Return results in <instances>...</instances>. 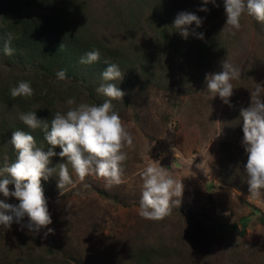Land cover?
I'll list each match as a JSON object with an SVG mask.
<instances>
[{"label": "rangeland", "instance_id": "obj_1", "mask_svg": "<svg viewBox=\"0 0 264 264\" xmlns=\"http://www.w3.org/2000/svg\"><path fill=\"white\" fill-rule=\"evenodd\" d=\"M28 1L0 0V166L5 157L11 163L9 155L15 150L10 139L21 122L18 108L30 99L11 97L10 88L18 82L31 83V98L40 96V100L29 109L48 113L49 126L57 112L64 114L75 106L67 104L69 98L74 97L76 104H102L96 100V90L93 94L78 80H59L23 62L15 52L4 55L11 34L6 25L19 13L28 15ZM78 1L86 2L100 20L99 25L91 24L98 25L95 39L104 48L128 42L135 51L150 52L151 59L144 63L147 74L140 73L135 62L133 71L123 76H131L126 88L124 79L118 84L122 91L126 89L129 103L123 106L118 101L113 107L134 138V147L125 149L124 182L108 187L96 175L79 182L70 164L74 187L58 189L55 175L41 179L52 223L33 232L21 227L27 224L24 217L9 230L0 227V264H264V197L250 193L240 116L241 108L250 105V93L258 85L264 87V23L245 14L241 29L233 35L225 24L223 0H216L218 6L205 5L207 12L199 10L202 0H190L198 4L195 14L203 18L196 29L203 39L181 37L179 55L154 33L153 24L164 26L163 13L155 19L146 12L142 16L152 24L140 21L139 28L126 33L127 39L104 21L108 9L102 0ZM118 2L123 1L113 0ZM195 42L210 45V50L194 48ZM150 43L160 45L157 54L152 55L156 48ZM225 61L241 72L239 79L231 81V106L218 95L211 97L206 88V75L222 71ZM16 100L23 101L19 107ZM42 136L36 146L46 151L50 145ZM50 159L49 167H56L57 174L59 164L67 163L58 155ZM151 163L164 167L183 186L180 205L161 221L139 215L140 173ZM0 200L19 202L2 194ZM48 228L54 231L48 233Z\"/></svg>", "mask_w": 264, "mask_h": 264}, {"label": "clouds", "instance_id": "obj_2", "mask_svg": "<svg viewBox=\"0 0 264 264\" xmlns=\"http://www.w3.org/2000/svg\"><path fill=\"white\" fill-rule=\"evenodd\" d=\"M226 14L225 24L228 31L235 34L242 27L241 18L247 14L257 22L264 23V0H223ZM208 3L216 5V0H202L200 11L207 12ZM203 18L195 13L181 11L173 21L174 29L187 39L190 35L203 39V33L196 29L202 26ZM195 25V27H191ZM13 37L9 34L3 46L4 55L11 56L15 49L11 45ZM61 45L59 46V48ZM58 48V49H59ZM100 60L99 50L87 52L80 58V63L90 65ZM105 63H107L105 61ZM125 72V71H124ZM117 64H108L101 73L103 81L97 92L106 99L102 104H76L75 98L67 100L70 107L66 113L57 112L51 124L37 118L36 112L21 113L19 119L30 129L37 128L44 132L45 140L50 147L45 151L36 146V140L30 133L22 130L12 132L10 142L16 151L15 161L9 163L4 158L0 166V194L3 197H14L17 204L0 200V227L11 229L13 223L21 224L27 217L29 231L38 232L52 223L47 200L41 185V179L47 180L55 175L58 189L75 186L69 172L71 165L79 182L96 175L107 181V186H118L124 182L123 163L127 159L126 148L134 147V138L122 123L118 113L113 111V100L123 101L126 94L117 85L124 76ZM241 72L228 62H223L222 71L206 75V88L211 97L219 96L223 103L231 106L233 79H239ZM59 80H65L66 70L57 71ZM118 82V83H113ZM43 94V93H42ZM12 98H31L34 90L29 81H20L10 88ZM251 102L247 108H241L243 138L242 145L247 153L245 164L250 193L254 197H264V87L258 85L251 93ZM37 108H40L37 106ZM60 148L57 153L56 147ZM66 158L67 163L49 167L51 157ZM142 191L139 215L148 220L161 221L168 217L173 207L181 203L182 183L170 175L164 167L151 163L140 173ZM9 185L14 186L12 189ZM48 233L54 230L47 229Z\"/></svg>", "mask_w": 264, "mask_h": 264}, {"label": "trees", "instance_id": "obj_3", "mask_svg": "<svg viewBox=\"0 0 264 264\" xmlns=\"http://www.w3.org/2000/svg\"><path fill=\"white\" fill-rule=\"evenodd\" d=\"M13 1L16 0H7L8 3H12ZM120 1L123 2H118L116 5L113 3V0H102L108 9V13H106L107 17L104 21L111 23L116 30L124 32L123 38L128 39L130 36L126 35V33L131 34L133 30L139 28L141 25L140 21H147V24H152V20H148L142 16L146 12L150 11L149 15L154 16L155 19L163 13L167 17L160 19L164 23V26L163 24H153L154 33L165 45L173 47L177 54L180 55L182 53L183 42H180L181 35L174 29L172 24L177 14L181 11L195 13L196 9L199 8L197 7V3H190V0ZM85 4L86 2L82 4L78 0L28 1V4H26L29 11L28 15L19 13L13 17L11 23L6 25V28L10 29L9 32L14 35L10 46L15 49L16 54L21 55L20 59L23 62L54 76L57 71L64 69L66 70V77L83 83L84 87L90 90V92L94 91L93 94H96L97 88L102 83H107L103 81L101 73L106 69L108 64H117L122 72H126L137 62L140 64L139 72L147 74L148 68L144 63L151 59L150 52L142 54L139 50L135 51L133 48L127 46L128 42L123 45L104 48L102 43L99 42L100 40L95 39V35L98 32V21L100 20L94 17L91 8L86 7ZM33 7L35 8L34 11L30 12ZM110 9L114 10L113 14ZM48 11H50V14H47ZM93 21H97L98 25L94 27L91 24ZM135 34L137 33H133V35ZM128 44L131 45V43ZM150 44L156 48L152 51V55L157 54L160 45ZM60 45L61 47L59 48ZM193 46L196 49L206 50L208 48L207 50H210V45H204L201 42H195ZM93 50H99L100 60L90 65L81 64L79 62L80 58ZM146 52L143 51V53ZM132 71L130 70L129 72L131 73ZM130 77H123L125 82L124 88L129 83L128 78L130 79ZM155 85L159 86L157 82H155ZM123 91L126 93V89ZM97 96L96 100L100 103L108 99L100 93ZM39 97L36 96L26 100L27 102L23 107H19L23 101L16 100L15 103L22 113H28L34 111L29 109V107L35 105V101L40 100ZM122 100L123 106L129 103V100L126 99V94ZM9 102L11 101L7 103ZM42 102L51 105L46 99H42ZM112 104L113 107H116L118 101L113 100ZM35 112L37 118L44 121L47 120L48 113L40 115L41 110L39 109ZM16 130H22L33 135L36 145L37 138L44 135L41 129L32 130L22 121L19 122V127ZM16 155V151L12 155L10 154L9 161H15ZM137 259L141 261L144 259V256H138Z\"/></svg>", "mask_w": 264, "mask_h": 264}]
</instances>
